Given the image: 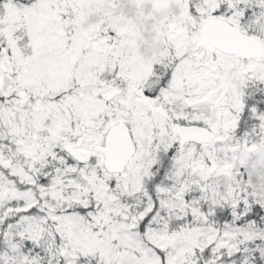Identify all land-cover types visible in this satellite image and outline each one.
Masks as SVG:
<instances>
[{
	"label": "snow or ice",
	"instance_id": "1",
	"mask_svg": "<svg viewBox=\"0 0 264 264\" xmlns=\"http://www.w3.org/2000/svg\"><path fill=\"white\" fill-rule=\"evenodd\" d=\"M0 264H264V0H0Z\"/></svg>",
	"mask_w": 264,
	"mask_h": 264
}]
</instances>
